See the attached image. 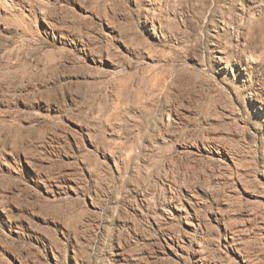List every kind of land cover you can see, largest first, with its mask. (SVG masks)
<instances>
[{"label": "rangeland", "instance_id": "rangeland-1", "mask_svg": "<svg viewBox=\"0 0 264 264\" xmlns=\"http://www.w3.org/2000/svg\"><path fill=\"white\" fill-rule=\"evenodd\" d=\"M252 21L264 0H0V264H264Z\"/></svg>", "mask_w": 264, "mask_h": 264}, {"label": "bare ground", "instance_id": "bare-ground-1", "mask_svg": "<svg viewBox=\"0 0 264 264\" xmlns=\"http://www.w3.org/2000/svg\"><path fill=\"white\" fill-rule=\"evenodd\" d=\"M251 16V15H248ZM253 22V21H252ZM261 21H256L250 24H253L254 31L256 30L257 33H262L264 31V25L260 23Z\"/></svg>", "mask_w": 264, "mask_h": 264}]
</instances>
